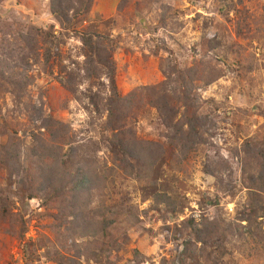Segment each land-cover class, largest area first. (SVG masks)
<instances>
[{"label":"rangeland","instance_id":"obj_1","mask_svg":"<svg viewBox=\"0 0 264 264\" xmlns=\"http://www.w3.org/2000/svg\"><path fill=\"white\" fill-rule=\"evenodd\" d=\"M114 95L127 101L109 120ZM185 113L198 144L180 153ZM119 141L160 157L124 174ZM92 143L127 211L116 246L91 256L47 169ZM1 147L17 160L0 166V264H264V0H92L67 31L49 0H0Z\"/></svg>","mask_w":264,"mask_h":264},{"label":"trees","instance_id":"obj_2","mask_svg":"<svg viewBox=\"0 0 264 264\" xmlns=\"http://www.w3.org/2000/svg\"><path fill=\"white\" fill-rule=\"evenodd\" d=\"M50 2V11L57 21L60 28L64 30H69L73 27L75 20L79 17H82L86 14L92 0H49ZM83 42L91 41L92 37L87 38L85 35L81 37ZM97 51H101L102 54L105 50L101 47H94ZM109 64V62H108ZM110 73V72H108ZM109 81L114 87V79L109 76ZM187 99V92L183 96ZM127 99H119L114 95L113 99H110L108 102L111 105L109 109L108 116L109 120L114 118L113 108H118L117 105H120L126 102ZM155 105V100L152 102ZM156 110L161 114L165 115L167 120L173 124L174 128H180L183 124L181 122H175L172 120L175 112L172 107L166 104V102L161 101L159 104H156ZM170 119V120H169ZM184 119L188 121V130L183 132L175 129V135H182L185 143L180 149V153H188L193 149L192 146H196L198 142H195V139L189 138L191 131L195 133L198 130V125H193L189 121H196V118L188 119L186 113L184 114ZM191 123V124H190ZM171 124V125H172ZM196 126V127H195ZM204 128V125L200 128ZM118 137V139H116ZM122 135L113 134L115 140H120ZM195 142V143H193ZM251 142V141H250ZM151 144V145H150ZM248 145V144H247ZM155 147L153 150L152 148ZM160 147L159 143H137V141L126 142L119 141L118 143L110 144L111 155L113 154V163L115 164L116 169L121 168L124 174L125 171H129L131 174V169L133 168L130 163V158L137 159L143 158L145 170H149L154 163V159L159 155L160 157ZM82 146L71 147L70 152L66 153L63 159H58L57 152L54 155L53 162L55 165L50 166V170L47 169L50 179H52L50 187L55 192L59 198L64 196L68 197V207L71 209L69 213L70 216L75 218L76 225H82L83 228H77L80 231L78 234L79 237H87L89 240L82 242L76 247L82 250L81 254L93 255V253L103 254L105 251L109 252L116 246L117 236L113 234V231L120 226L121 218L120 216L124 215L127 211V208L124 207L125 203H120L119 205H112L108 202L109 193L108 189L113 185L114 180L111 177V173L103 168H107L105 163L100 162L95 159H86L87 156H96L97 146L96 143H92V146H85L84 149H81ZM45 152L48 154H53V150L45 149ZM11 154L9 149L6 147L0 148V166L3 169H8L9 165L16 161L17 159L10 158ZM261 158L264 161V156ZM257 161V159H252ZM142 162V161H141ZM113 168H111L112 170ZM138 174L136 180L139 184H142V178L145 179L144 171L138 169ZM122 174L121 176H123ZM260 188L264 187V177L260 182ZM112 186V188H113ZM167 193L158 194L155 196L156 204H168L171 202V197ZM185 224L188 226H193L192 220H186ZM198 232H200L198 230ZM80 255V254H79ZM78 263V262H77Z\"/></svg>","mask_w":264,"mask_h":264}]
</instances>
